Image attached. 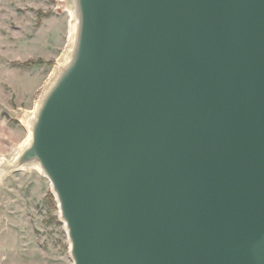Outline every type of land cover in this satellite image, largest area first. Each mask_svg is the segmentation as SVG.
I'll list each match as a JSON object with an SVG mask.
<instances>
[{"label":"water","instance_id":"water-1","mask_svg":"<svg viewBox=\"0 0 264 264\" xmlns=\"http://www.w3.org/2000/svg\"><path fill=\"white\" fill-rule=\"evenodd\" d=\"M30 140L73 264H264V0H71Z\"/></svg>","mask_w":264,"mask_h":264},{"label":"rangeland","instance_id":"rangeland-1","mask_svg":"<svg viewBox=\"0 0 264 264\" xmlns=\"http://www.w3.org/2000/svg\"><path fill=\"white\" fill-rule=\"evenodd\" d=\"M71 0H0V162L27 147L23 123L74 23ZM0 264H73L50 181L27 167L0 175Z\"/></svg>","mask_w":264,"mask_h":264},{"label":"bare ground","instance_id":"bare-ground-1","mask_svg":"<svg viewBox=\"0 0 264 264\" xmlns=\"http://www.w3.org/2000/svg\"><path fill=\"white\" fill-rule=\"evenodd\" d=\"M72 17V20L75 19V13L74 11H72L71 13H69ZM75 33H76V30H75V24H71L70 25V29H69V35H68V41H67V44L65 45V48L61 54V56L58 58V63H57V66L56 68L54 69L53 73L51 74V77L48 81V83L46 84L45 88H44V91L42 92L41 96L44 94V92L49 88V86L54 82V80L57 78V76L59 75V73L61 72L62 68L65 66V64L68 62L69 60V57L71 55V51H72V48H73V45H74V41H75ZM41 96L38 100V103L36 105V108H35V111L34 112H28L25 116V118L23 119V123L24 125L26 126L27 129H29V132H30V129H31V123H32V119L33 117L35 116L36 114V110L39 106V103H40V99H41ZM29 140H30V137H29ZM29 142V141H28ZM22 153V152H21ZM20 153V154H21ZM19 154V155H20ZM18 155V156H19ZM3 162H0V164H2ZM27 167H31V166H27ZM27 167H23L21 169H25ZM35 167V169H37L38 171L42 172L40 167L38 166H33ZM43 174V173H42ZM0 175L2 176V173H0ZM44 175V174H43Z\"/></svg>","mask_w":264,"mask_h":264}]
</instances>
